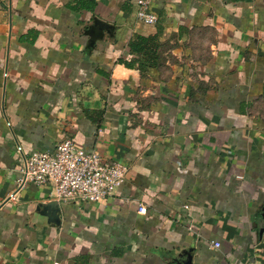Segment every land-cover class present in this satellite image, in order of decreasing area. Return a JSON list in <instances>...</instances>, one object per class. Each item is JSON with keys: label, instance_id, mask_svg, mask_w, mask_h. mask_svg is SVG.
<instances>
[{"label": "crops", "instance_id": "0c3cea01", "mask_svg": "<svg viewBox=\"0 0 264 264\" xmlns=\"http://www.w3.org/2000/svg\"><path fill=\"white\" fill-rule=\"evenodd\" d=\"M138 1L0 0V264H264V0H157L155 25ZM139 34L145 75L120 63ZM66 138L129 167L115 196L18 190Z\"/></svg>", "mask_w": 264, "mask_h": 264}, {"label": "built area", "instance_id": "2783aa9c", "mask_svg": "<svg viewBox=\"0 0 264 264\" xmlns=\"http://www.w3.org/2000/svg\"><path fill=\"white\" fill-rule=\"evenodd\" d=\"M157 0H139L137 18L145 25H155L153 11ZM129 167L108 161L97 152H87L74 139L61 141L53 152H33L23 157L17 188L27 185L48 186L56 199L64 202L98 203L115 196L125 182ZM142 214L147 213L140 206ZM215 243V248H220Z\"/></svg>", "mask_w": 264, "mask_h": 264}, {"label": "trees", "instance_id": "16d2710c", "mask_svg": "<svg viewBox=\"0 0 264 264\" xmlns=\"http://www.w3.org/2000/svg\"><path fill=\"white\" fill-rule=\"evenodd\" d=\"M160 46L159 35H135L128 43L129 53L133 59L130 62L120 60V63H124L127 67H138L145 75L152 69L156 70L160 67Z\"/></svg>", "mask_w": 264, "mask_h": 264}, {"label": "water", "instance_id": "95a60500", "mask_svg": "<svg viewBox=\"0 0 264 264\" xmlns=\"http://www.w3.org/2000/svg\"><path fill=\"white\" fill-rule=\"evenodd\" d=\"M95 25H96V28H95L96 31H95V34L93 35H97V36L102 35L104 31H107L109 34H111L112 29H113V26H111L110 24L104 23L100 20H95ZM41 207L46 208V210L49 211V213L45 214L49 218V221L53 223L55 227H59L61 224V219H60V208L58 206V202L51 201L46 205H41ZM261 231L264 232V229ZM191 262H192V258L191 256H189V258L186 261H183V263L181 264H191Z\"/></svg>", "mask_w": 264, "mask_h": 264}]
</instances>
